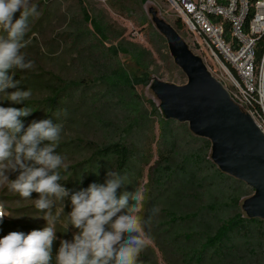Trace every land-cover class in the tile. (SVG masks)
I'll use <instances>...</instances> for the list:
<instances>
[{"label": "trees", "instance_id": "trees-1", "mask_svg": "<svg viewBox=\"0 0 264 264\" xmlns=\"http://www.w3.org/2000/svg\"><path fill=\"white\" fill-rule=\"evenodd\" d=\"M145 2L110 0V6L130 18L138 16L139 25L148 30L152 49L127 39L125 31L111 24L103 11L90 14L82 5V18L72 19L66 34L72 46L65 54L66 58L75 56L72 70L76 76L13 68L11 74L20 89L38 91L41 97L20 104L4 102L3 107L32 111L21 118L25 128L33 120L52 119L53 123H83L94 129L100 141L77 137L61 142L76 143L75 148L86 153L71 167L76 179L83 181L86 175L85 189L92 183H104L110 169L127 177L118 195L134 191L149 167L142 204V217H151L145 228L149 242L138 264H152L149 257L156 254L176 264H228L229 258L243 251L263 257L264 220L250 219L242 209L241 200L252 196L253 190L214 164L209 140L195 136L188 124L162 118L154 103L152 115L158 119L160 138L153 166L152 144L147 139L136 140L151 134L137 88L150 83L156 54L171 61L165 38L143 10ZM46 16L49 20L50 12ZM174 28L181 35L180 19ZM121 56L130 57L138 77L133 79ZM153 208L159 209L155 215ZM5 227L13 229V222L1 221L0 228Z\"/></svg>", "mask_w": 264, "mask_h": 264}, {"label": "clouds", "instance_id": "clouds-1", "mask_svg": "<svg viewBox=\"0 0 264 264\" xmlns=\"http://www.w3.org/2000/svg\"><path fill=\"white\" fill-rule=\"evenodd\" d=\"M16 13L19 17L16 18ZM31 0H0V94L6 100L20 104L28 100L31 90H21L20 82L11 74L13 68H33L21 52L30 41L25 40L29 18L38 16ZM7 89H15L11 93ZM32 113L26 107H0V186L28 199L39 194L35 207L44 211L47 226L42 230L11 232L0 238V264H53L56 202L70 200L68 226L77 231L71 240L60 241L55 264H138L149 239L145 231L151 217L145 220L140 212L144 190H118L127 185V177L108 170L102 184L92 183L86 189L72 191L64 187L59 169H66L64 157L56 149L61 139L62 125L52 119L33 120L26 128L22 117ZM19 172L15 180L7 173ZM3 206L0 205V208ZM158 208L152 209V215ZM8 215L0 210V218ZM68 229V228H67Z\"/></svg>", "mask_w": 264, "mask_h": 264}, {"label": "rangeland", "instance_id": "rangeland-1", "mask_svg": "<svg viewBox=\"0 0 264 264\" xmlns=\"http://www.w3.org/2000/svg\"><path fill=\"white\" fill-rule=\"evenodd\" d=\"M263 1V0H261ZM32 4L37 6L38 16L29 18V29L25 37L26 41H30L25 48L21 50L23 54L29 55L33 60V73H38L42 71H51L58 74H69V78L76 76V71L73 72V62L75 56L66 58L65 50L71 49L72 41L67 38V32H70V22L72 19L79 20L82 18L81 6L87 7L90 14L97 11H103L107 20L113 24L115 27L123 29L125 31V37L131 41H135L142 46L152 49V45L149 42L148 30L144 29L139 25L138 16L130 18L128 16L122 15L116 9H112L110 6V0H31ZM143 10L147 14L148 18L152 22L151 10L158 13V16L165 20L167 23L174 27L176 20L179 19L177 10L172 6L168 0H146L143 5ZM50 12L51 16L49 20L46 18V13ZM19 17V13H16V18ZM3 35V32H0ZM181 36L184 38L186 43L189 45L190 49L198 56H200L209 70H212L215 75L221 77V73L214 65V62L203 52H199L198 49L193 44V38L188 36L184 31H181ZM168 48V46H167ZM164 52V51H163ZM169 52V49H168ZM75 55V53H73ZM170 55V52H169ZM44 57V58H43ZM61 57L64 60L60 61ZM157 66L155 71L151 75V81L148 85L139 86L138 93L141 96V101L143 108L145 109V114L147 117V123L151 134L147 137H137L136 140L142 141L147 139L149 143L152 144V163L153 166L155 160L158 158V139L160 138L159 122L156 117L152 115V105L154 103L160 113V102L155 96L151 86L154 80L158 79L160 81L184 85L185 76L182 71L174 64L171 57V61L167 62L162 59L157 54ZM125 66L129 70L133 79L139 76V70H137L136 65L128 56H121ZM176 66L177 68H175ZM65 68H68L67 70ZM74 69V68H73ZM76 70V69H75ZM79 72V71H78ZM183 74V75H182ZM73 78V77H72ZM186 82V78H185ZM15 89H7L6 92L11 93ZM38 91H33L29 99H34L38 101L41 97ZM39 96V97H38ZM4 102L13 103L10 100H6L4 94H0V107H3ZM41 115L38 113V116ZM162 115V114H161ZM163 118V116H162ZM61 139L57 146V153L64 157V162L67 165L66 169H59L61 174L60 183L69 190L78 191L80 189H85L84 181L86 180L84 176L83 181L78 180L74 176V172L71 167L74 164L83 160L85 152L76 149L75 144L66 145L67 143L61 144V142H66L69 138L84 137L87 141L91 140H101V136H94L95 130L86 128L83 123H73L72 125L68 122L63 123ZM146 142V140H145ZM72 143V142H71ZM70 144V143H69ZM150 170L149 167L145 169L144 178L139 181V185L134 189L142 188L145 191V184L149 179ZM9 180H15L19 175V172L7 173ZM235 179V178H234ZM237 180V179H235ZM239 181V180H237ZM79 182V183H78ZM240 182V181H239ZM250 188V187H249ZM252 190V189H251ZM129 191V192H134ZM254 194V191L253 193ZM39 198V194L33 192L28 199H24L19 196L18 193L10 191L7 185L0 186V204L4 207L7 212L6 220L13 222V229L8 227L0 228V238L8 235L11 232H23L25 235L29 234L33 230H42L47 226V221L42 217L44 212L47 210L39 211L35 207V200ZM241 200L242 205L244 200ZM143 207V206H142ZM54 214L59 213V220L55 224L56 239L53 242V264H55V255L59 249L60 241L63 239L71 240L76 229L72 228L71 225L68 226L67 214L71 212L70 200L66 199L64 202V208L62 202L57 201L56 206L53 208ZM143 209L140 212L142 216ZM15 227V228H14ZM68 228V229H67ZM261 251V248H258ZM252 256L248 252H241L235 258H229L228 264H264V256ZM176 260V259H175ZM177 261V260H176ZM150 263L155 264H176L175 261L164 260L160 255H153L149 257Z\"/></svg>", "mask_w": 264, "mask_h": 264}, {"label": "water", "instance_id": "water-1", "mask_svg": "<svg viewBox=\"0 0 264 264\" xmlns=\"http://www.w3.org/2000/svg\"><path fill=\"white\" fill-rule=\"evenodd\" d=\"M151 14L174 64L186 78L184 85L158 79L152 83L163 118L188 124L195 136L211 142L214 164L254 191L242 205L247 217L264 220V132L234 103L228 89L176 29L154 10Z\"/></svg>", "mask_w": 264, "mask_h": 264}, {"label": "built area", "instance_id": "built-area-1", "mask_svg": "<svg viewBox=\"0 0 264 264\" xmlns=\"http://www.w3.org/2000/svg\"><path fill=\"white\" fill-rule=\"evenodd\" d=\"M168 1L183 31L214 62L221 77L210 70L212 74L264 132V0Z\"/></svg>", "mask_w": 264, "mask_h": 264}]
</instances>
